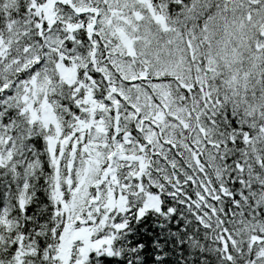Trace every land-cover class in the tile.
<instances>
[{"label": "snow or ice", "instance_id": "1", "mask_svg": "<svg viewBox=\"0 0 264 264\" xmlns=\"http://www.w3.org/2000/svg\"><path fill=\"white\" fill-rule=\"evenodd\" d=\"M0 264H264V0H0Z\"/></svg>", "mask_w": 264, "mask_h": 264}]
</instances>
